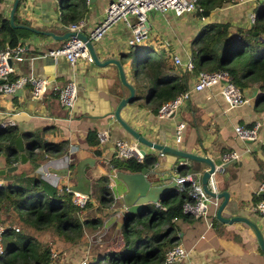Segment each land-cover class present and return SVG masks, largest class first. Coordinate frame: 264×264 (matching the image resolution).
I'll use <instances>...</instances> for the list:
<instances>
[{"label":"crops","instance_id":"1","mask_svg":"<svg viewBox=\"0 0 264 264\" xmlns=\"http://www.w3.org/2000/svg\"><path fill=\"white\" fill-rule=\"evenodd\" d=\"M110 0H86V13L83 18L84 27L81 32L88 34L101 20L103 11ZM262 0H236L223 7L214 9L207 17L198 18L194 12L174 16L171 12L147 13L148 38L140 43L149 47L153 52L160 50V59L170 70L162 75L182 74L189 99L183 102L174 113L167 118H159L145 105V95L126 104L119 110V118L135 133L145 140L168 146L195 156L206 157L214 165L213 181L216 193L225 192L227 200L220 215L223 218L239 216L251 221L258 228L264 242V219L258 217L254 211L255 197L262 193L264 188V100L256 102L263 91L258 85H251L239 92L247 103L228 108L219 94L220 85H213L209 89L193 91L191 87L195 81L196 72H184L181 67L173 65L171 57H177L180 62L191 59L190 43L200 27L207 23H227L231 31L235 27L248 28L249 15ZM12 0H3L1 11L8 15ZM60 11L56 0H23L16 11V18L24 23L30 34L21 42L20 62L10 61L13 73L8 81L24 76H42L62 85L73 80L76 86V100L71 110L62 108L56 97L46 94L34 97L30 92V85L26 83L12 95L0 94V123L14 117V127L17 137L21 139L22 154L28 143L33 139L31 134L40 142L66 143V153L59 157H47L45 161L34 169L35 162L25 158L6 164L4 156L0 153V170L15 166L16 174L38 176L50 186L60 188L71 186L74 181L70 178L73 173L68 166L82 159L93 160L92 166L85 165L82 174L89 180L88 205L80 212L81 219H95L101 223L97 230L86 228L77 245H68L57 239L52 232L36 231L38 239L48 244L51 252H56L55 264L88 263L93 259L118 250L122 245L120 228L125 212L116 214L122 208L121 196L126 192L124 184L115 177L116 172L130 173L125 169H113L109 166L110 159H117L112 148L113 141L121 140L127 144L135 145L144 155L155 156V165L145 171V179L152 186L169 185L179 177L178 166H186V175L200 185V176L207 169L204 163L184 160L178 161L176 156L161 154L148 148L131 138L127 132L114 119L113 112L119 100L127 96V90L118 79L116 66L108 63L96 65L82 58L75 60L71 67L65 58L59 56L51 58L46 53L59 47L64 40H57L68 32L67 26L59 20ZM132 20L131 17H129ZM51 34L53 37L49 36ZM264 39V35H262ZM129 29L117 22L108 28L98 41H92L91 47L97 62L115 60L121 67L124 80L133 90L134 95L140 90L138 84L140 77L134 78L133 61L123 57L131 48ZM192 62V61H191ZM205 72V71H204ZM175 78V77H174ZM142 91V90H141ZM178 123H183L181 140L174 141V129ZM257 124L256 135L251 140H240L233 129L236 126L250 128ZM88 130H94L96 135L105 132L107 140L94 147H88L84 142V135ZM21 134V135H20ZM97 150V154H94ZM37 151V150H36ZM236 152V160H223V155ZM69 158V163L64 159ZM38 163V162H37ZM66 168V176L52 175L49 169L60 170ZM99 172L94 177V172ZM0 175V186L9 184L4 179L7 173ZM74 172V171H73ZM105 177L107 186L113 197L111 206L100 203L97 179ZM43 180V179H42ZM57 181L53 186L52 182ZM69 188V187H68ZM164 194V193H163ZM162 194V195H163ZM216 199V198H215ZM222 199H217V206L210 205V214L203 220L190 224H179V245L185 246L187 259L191 264H264V253L259 249L252 231L241 222L225 224L213 222L215 211ZM22 212L0 211V226L17 233L24 231L32 233L21 221ZM101 218V219H100ZM185 237V241L181 239ZM184 247V246H183ZM261 252H260V251Z\"/></svg>","mask_w":264,"mask_h":264},{"label":"trees","instance_id":"2","mask_svg":"<svg viewBox=\"0 0 264 264\" xmlns=\"http://www.w3.org/2000/svg\"><path fill=\"white\" fill-rule=\"evenodd\" d=\"M22 1L18 0L14 9L13 25H24L15 16ZM235 1L196 0L197 10L194 13L198 18L207 17L214 9ZM56 2L62 25L67 26L83 20L87 11L86 0ZM2 3L3 0H0V51L21 46V42L30 34L27 28H17L9 24L8 15L4 16L1 11ZM253 13L254 21L248 28L235 27L230 31L227 23L202 25L190 43L192 71L196 73L224 71L237 89L242 90L256 84L258 89L263 91L264 5L258 3ZM150 52L152 50L149 47L135 44L131 45L123 57L132 61L136 59L132 74L134 78L140 77L141 82L138 84L140 92L134 95V100L139 99L143 93L145 105L155 114L162 104L174 99L186 89V86L185 80L182 79L185 74L180 78L178 75H162L170 68L160 57L157 60L151 59ZM262 100L264 95H260L256 102L260 103ZM17 134L14 126L0 128V153L7 165L19 161V153L13 144ZM21 136L33 138L28 143L25 158L36 161L34 169H37L47 157H59L66 153L65 142H40L31 134ZM84 142L88 147L96 146L98 144L96 132L88 130L84 135ZM97 153V150H94V154ZM155 163V156L147 154L140 162L134 158L123 161L112 158L109 166L136 173L151 169ZM68 169L73 173L74 164L69 165ZM177 170L179 177L186 176V166L180 165ZM4 179L10 182L6 186H0V211L24 213V224L32 228L33 232L17 233L5 229L2 235L3 253L0 255V264H49L50 247L38 239L36 231L52 232L55 239L73 246L79 243L86 228L91 230L99 228L101 223L99 220H81L78 217L80 209L71 203V194L65 191L64 186L55 188L38 176L32 177L15 172L7 173ZM97 182L101 184L98 187L100 203L103 206H111L113 197L107 186V179L99 177ZM190 189V182H184L180 188L175 186L166 191L161 196L158 207L145 204L139 213L125 214L120 228L121 247L86 264H161L166 251L178 243L179 224L201 220L182 212L184 203L193 202ZM261 199H264V195L259 194L254 201ZM87 205H90L88 201L83 209ZM213 222L219 224L215 217Z\"/></svg>","mask_w":264,"mask_h":264},{"label":"built area","instance_id":"3","mask_svg":"<svg viewBox=\"0 0 264 264\" xmlns=\"http://www.w3.org/2000/svg\"><path fill=\"white\" fill-rule=\"evenodd\" d=\"M264 5V0L261 1ZM197 10L196 0H110L106 5L101 20L88 32L87 39L92 41H98L102 38L105 31L117 22H122L130 32V43L131 45L140 44L148 38V24H147V13L155 11L158 13L171 12L174 16H181ZM132 18V20L129 19ZM254 21V15H249V22L252 24ZM84 27L83 20L75 24L67 25L68 32H81ZM22 48L21 46L15 47L14 49H7L0 51V94L12 95L16 90L23 87L26 83L30 85V92L34 97H41L46 94H52L56 97L58 104L66 109L71 110L76 100V86L73 80H69L62 85H57L53 80H49L42 76H24L20 75L13 80L8 81V76L13 73V68L10 65V61L20 62ZM51 58L63 57L73 67L77 58H82L87 62H91V56L89 55L84 42L75 37H68L62 44L51 49L46 53ZM173 65L181 67L184 71H192V62L188 58L186 62H180V60L173 56L171 57ZM219 84V94L226 103L228 108H233L247 103V100L231 82L230 77L224 71L217 72H204L199 71L195 74V81L191 87L193 91H201L203 89H209L213 85ZM189 99V91L185 89L179 93L174 99L169 100L162 104L157 110V116L159 118L170 117L174 111L185 101ZM15 119L10 117L0 123V128L7 126H14ZM257 124L250 128H241L239 126L234 127L233 131L237 138L240 140H251L256 135ZM184 128L183 123H178L174 129V141L178 143L181 140V131ZM98 143H103L107 140L105 132L97 135ZM112 148L114 156L117 159L125 160L134 158L140 162L143 155L137 150L135 145L127 144L121 140L113 141ZM238 154L236 152H229L227 155H223V160H236ZM69 160V158H68ZM70 162V160H69ZM68 162V163H69ZM213 174H210L206 188L213 194H216L214 181L212 178ZM48 178V174L45 173L42 176L43 180ZM176 186L181 187L184 182H190V196L193 199L192 203L186 202L182 205V212L191 214L196 218L206 219V206L208 203L217 206V199L207 195L200 187L199 184L193 182L189 176L177 177L175 179ZM53 186L57 185V181L52 182ZM264 188H259L262 191ZM65 191L71 194V203L80 209L85 206L88 201V196L78 192L69 190L65 187ZM158 207L159 204H153ZM124 210L118 209L116 214L119 216ZM254 211L261 219H264V199L259 200L254 205ZM101 219V218H100ZM4 229L0 226V255L3 253L2 235ZM187 252L183 250L181 245L177 244L166 251L163 261L161 264H191L187 259ZM57 259L56 252H50V263L55 264ZM80 264H86L82 261Z\"/></svg>","mask_w":264,"mask_h":264},{"label":"water","instance_id":"4","mask_svg":"<svg viewBox=\"0 0 264 264\" xmlns=\"http://www.w3.org/2000/svg\"><path fill=\"white\" fill-rule=\"evenodd\" d=\"M18 0H12L9 12H8V22L11 26L17 27V28H25L20 25H13L12 16L14 9L17 5ZM87 2H90V0H87ZM49 36L53 37L51 34H48ZM255 35V34H254ZM68 37H75L77 39H80L82 42H84V45L91 56L92 62L96 65H106L108 63H111L116 66L117 73H118V79L122 86H124L127 90V96L117 103L115 110L113 112L114 119L117 121V123L123 128L127 134L133 138L136 142L151 148L155 151H158L161 154H170L173 156H176L178 158V161L182 163L184 160H192L204 163L207 166V169L201 174L200 176V187L201 189L210 197L216 198V199H222L220 204L218 205L214 217L217 221L225 224H231L232 222H241L244 223L253 233L256 243L259 247V249L264 253V242L262 240L261 234L258 230V228L255 226L254 223H252L249 220H246L245 218L234 216L231 218H223L220 215V212L222 208L226 204L227 200V194L225 192H218L216 194L211 193L206 188V182L210 174L215 173L214 165L212 162L206 158V157H200L195 156L193 154L185 153L180 150H176L173 148H170L168 146H163L160 144H155L152 142H149L139 136L137 133H135L133 130H131L120 118H119V110L123 108L126 104H129L134 101V90L133 88L127 84L124 80V76L121 70L120 65L115 60H108L104 61L102 63H98L96 56L93 53L91 42L87 39L86 34L82 32H67L63 36L59 37L57 40H65ZM3 80H0V83H2ZM264 94V92H263ZM14 148L16 151L20 152V162H25L24 155L22 154V145H21V139L18 137L14 140ZM142 155L144 152L142 150L139 151ZM93 160L89 158H82L78 160L74 165V172L72 176L70 177L74 183L69 187V190L81 193L83 195L88 196V188H89V180L85 178L82 174V169L85 165L92 166ZM15 170V166L5 168L3 170H0V175H3L4 172H11ZM50 174L58 176H66L65 172H67V169L63 168L60 170L56 169H49L48 170ZM115 177L120 180L125 188L126 192L121 196L122 200V209L124 210L125 214H137L140 212L141 208L145 204H155L160 201V198L163 193L168 191L169 189L176 186L175 180H173L169 185L164 186H152L146 179H145V171H140L136 173H126V172H116ZM260 195H264V189L261 191ZM156 193V198H154V195Z\"/></svg>","mask_w":264,"mask_h":264},{"label":"rangeland","instance_id":"5","mask_svg":"<svg viewBox=\"0 0 264 264\" xmlns=\"http://www.w3.org/2000/svg\"><path fill=\"white\" fill-rule=\"evenodd\" d=\"M151 54H150V57H151V59H153V60H157L160 56H161V52H160V50L159 49H157V50H155L154 52L152 51V52H150ZM65 161H64V163H68L69 162V160H68V158H65L64 159ZM66 169V168H65ZM99 172H94V177L98 174ZM157 196H156V193H155V195H154V198H156ZM121 203H122V200H121ZM86 207H88V205L86 206ZM85 207V208H86ZM210 211H211V209H210V205L209 204H207V206H206V218L209 216V214H210ZM80 212H78V217L80 218ZM81 219V218H80ZM82 220V219H81ZM20 222H22L23 224H24V219H23V217L21 218V221ZM181 241L182 242H184L185 241V237L184 238H182L181 239ZM185 244H186V241L184 242V247L183 246H181L182 248H183V250L184 251H186V248L188 247V246H185ZM187 252V251H186Z\"/></svg>","mask_w":264,"mask_h":264}]
</instances>
